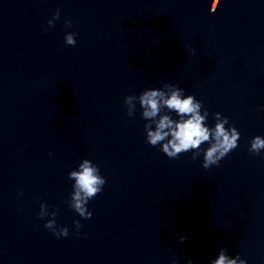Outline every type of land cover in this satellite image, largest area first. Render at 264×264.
<instances>
[{
	"label": "water",
	"instance_id": "1",
	"mask_svg": "<svg viewBox=\"0 0 264 264\" xmlns=\"http://www.w3.org/2000/svg\"><path fill=\"white\" fill-rule=\"evenodd\" d=\"M209 5L0 0V264H209L221 245L264 264V155L248 150L264 133V0ZM165 80L241 131L219 164L169 158L145 141L139 108L126 114V93ZM82 156L107 177L88 218L67 204ZM41 200L67 236L36 215Z\"/></svg>",
	"mask_w": 264,
	"mask_h": 264
},
{
	"label": "clouds",
	"instance_id": "2",
	"mask_svg": "<svg viewBox=\"0 0 264 264\" xmlns=\"http://www.w3.org/2000/svg\"><path fill=\"white\" fill-rule=\"evenodd\" d=\"M219 4L220 0H210L208 10L215 12ZM59 17L60 8L57 7L48 18L47 25H53ZM64 24L71 26L72 19L66 17ZM77 35L78 32L74 29L65 31V43L75 44ZM189 51L195 54L196 49L190 48ZM123 103L126 105V114L130 117H135L139 108L140 117L144 120L142 132L145 141L159 146L169 158L178 157L181 153H190L192 160L200 158L202 166L209 168L219 164L239 143L241 131L235 123L219 110L211 114L210 120L209 108L195 93L187 91L179 83L165 80L159 86H146L138 93H126ZM256 107L264 109V104ZM248 150L255 155H264V133L257 132L249 138ZM67 176L72 182L67 198L68 206L80 217H91L89 201L103 190L107 180L100 165L90 156H82L76 165L68 170ZM22 194L21 189L18 195ZM36 215L40 218L48 217L44 220V226L55 235L69 234L68 225L58 224L55 219L58 215L56 205L41 200ZM72 223L75 225L76 234H79L81 220L73 218ZM179 239L184 240L186 237L181 235ZM171 264H179L178 259L174 257ZM184 264L195 262L189 257ZM209 264H248V259L239 251L233 254L226 245H221L215 256L210 258Z\"/></svg>",
	"mask_w": 264,
	"mask_h": 264
}]
</instances>
